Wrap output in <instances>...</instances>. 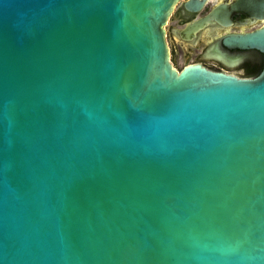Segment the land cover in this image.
<instances>
[{
  "label": "water",
  "instance_id": "obj_1",
  "mask_svg": "<svg viewBox=\"0 0 264 264\" xmlns=\"http://www.w3.org/2000/svg\"><path fill=\"white\" fill-rule=\"evenodd\" d=\"M178 1L0 0V264H264V67L178 70Z\"/></svg>",
  "mask_w": 264,
  "mask_h": 264
},
{
  "label": "flooded vegetation",
  "instance_id": "obj_2",
  "mask_svg": "<svg viewBox=\"0 0 264 264\" xmlns=\"http://www.w3.org/2000/svg\"><path fill=\"white\" fill-rule=\"evenodd\" d=\"M187 1L179 0L175 4L165 25L172 63L176 62L178 54L188 59L197 51L201 61L192 63L239 77H254L246 76V71L264 67V54L261 51L230 47L224 43V39L232 34H244L264 26V0H250L255 5L262 4L258 10L253 7V11L247 8L232 9V4L238 0H200L202 4L199 9L188 10ZM217 8L221 14L212 22L196 30L187 29L192 22ZM205 61L211 64L203 63ZM232 69H241L242 73L230 72Z\"/></svg>",
  "mask_w": 264,
  "mask_h": 264
},
{
  "label": "rangeland",
  "instance_id": "obj_3",
  "mask_svg": "<svg viewBox=\"0 0 264 264\" xmlns=\"http://www.w3.org/2000/svg\"><path fill=\"white\" fill-rule=\"evenodd\" d=\"M197 52V51H196ZM194 52L193 55L191 57H189L188 59H183L182 55L181 54H178V57L176 59V62L173 63V65L178 69L180 70L185 64L187 63H192V62H199L201 61L198 56H197V53ZM203 63H206L207 65L208 64H211L210 61H205ZM230 72H233V73H242V70L241 69H232Z\"/></svg>",
  "mask_w": 264,
  "mask_h": 264
},
{
  "label": "trees",
  "instance_id": "obj_4",
  "mask_svg": "<svg viewBox=\"0 0 264 264\" xmlns=\"http://www.w3.org/2000/svg\"><path fill=\"white\" fill-rule=\"evenodd\" d=\"M263 66L257 70H254V69H248L246 71V76H256L258 75V73H260V71L262 70Z\"/></svg>",
  "mask_w": 264,
  "mask_h": 264
}]
</instances>
